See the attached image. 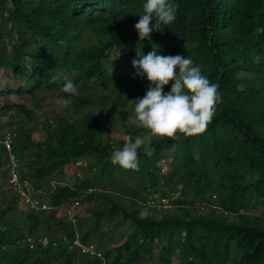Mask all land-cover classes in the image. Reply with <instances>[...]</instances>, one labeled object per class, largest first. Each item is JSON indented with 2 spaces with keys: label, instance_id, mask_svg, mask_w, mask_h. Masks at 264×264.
<instances>
[{
  "label": "trees",
  "instance_id": "obj_1",
  "mask_svg": "<svg viewBox=\"0 0 264 264\" xmlns=\"http://www.w3.org/2000/svg\"><path fill=\"white\" fill-rule=\"evenodd\" d=\"M144 3L0 0V264H264V0H174L176 21L139 41ZM153 48L191 57L222 103L205 133L154 138L126 170L110 156L147 132L124 118Z\"/></svg>",
  "mask_w": 264,
  "mask_h": 264
},
{
  "label": "clouds",
  "instance_id": "obj_2",
  "mask_svg": "<svg viewBox=\"0 0 264 264\" xmlns=\"http://www.w3.org/2000/svg\"><path fill=\"white\" fill-rule=\"evenodd\" d=\"M177 11L178 5L174 0H146L143 14L135 24L139 41H150L153 32L162 34L164 28L176 21ZM132 64L137 70L136 75L142 78L146 76L150 82L146 94L134 100L136 120L147 132L137 135L134 142L125 143L123 148H115L110 159L115 166L126 170H139V152L142 150L151 157L155 151L151 147L154 138L167 137L175 140L179 138L178 133L185 137L205 133L222 99L218 92L219 86L202 74L191 57L162 56L153 48L147 55L137 52V58ZM57 79V76H53L50 82L56 83ZM170 82L171 91L165 93V86ZM63 91L70 96L80 95L78 87L70 79L65 80ZM71 102V99H62L64 106ZM75 243L81 248L85 246L77 240Z\"/></svg>",
  "mask_w": 264,
  "mask_h": 264
},
{
  "label": "rangeland",
  "instance_id": "obj_3",
  "mask_svg": "<svg viewBox=\"0 0 264 264\" xmlns=\"http://www.w3.org/2000/svg\"><path fill=\"white\" fill-rule=\"evenodd\" d=\"M1 71H0V73H1ZM7 73L5 71H4L3 74L1 73L2 75L0 74V79L6 80V77L5 76H8ZM125 119L127 120L128 123H131V124H133L135 126H140L139 125V122L136 120V117L134 116V114H131V113L127 114V116H125L124 120ZM1 122H2L1 123L2 125H0V130L7 129V128H10L9 126H12V125H10V124L7 123V122H10V120L9 119L7 120V118H4L3 121H1ZM13 128H14V126H13ZM124 138H126L125 135H124ZM164 162H165V160H163V159L160 160V163L165 168L166 167V164H164ZM76 167L77 166H73V167H69V168L67 167L66 168V173H65L66 176L64 177L63 181H67L69 179L68 177L70 175H73L74 174L75 176H77V173H79L78 175H80V174L83 175L85 173L84 170L79 171L78 169H76ZM156 203H158V202H156ZM261 210H262V207L261 206H257V207H254L252 209H249V211L252 212V213H259ZM94 246H95V244L93 245V247Z\"/></svg>",
  "mask_w": 264,
  "mask_h": 264
},
{
  "label": "built area",
  "instance_id": "obj_4",
  "mask_svg": "<svg viewBox=\"0 0 264 264\" xmlns=\"http://www.w3.org/2000/svg\"><path fill=\"white\" fill-rule=\"evenodd\" d=\"M15 136V132L14 131H7L5 133V135L3 136L2 138V143L4 144V146L6 147V149L8 151L11 150V146H12V140H13V137ZM9 157H10V162H11V165L14 167L16 165V158L14 157V155L12 153L9 154ZM10 182L13 184L14 187L18 188L20 191L22 190L21 189V186L20 184L18 183V178H17V174L16 173H12L11 175V178H10ZM23 194V196H25V200L30 202V197L23 192H21ZM33 205H37V202L35 201L33 203ZM41 207H45V205H42ZM82 250L83 251H87V250H93V246L92 245H89V246H83L82 247Z\"/></svg>",
  "mask_w": 264,
  "mask_h": 264
}]
</instances>
